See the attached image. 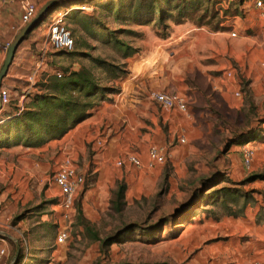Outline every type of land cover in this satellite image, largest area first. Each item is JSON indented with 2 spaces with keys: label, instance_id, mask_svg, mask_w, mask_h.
<instances>
[{
  "label": "rangeland",
  "instance_id": "1",
  "mask_svg": "<svg viewBox=\"0 0 264 264\" xmlns=\"http://www.w3.org/2000/svg\"><path fill=\"white\" fill-rule=\"evenodd\" d=\"M49 1L36 0L38 12ZM140 1L89 0L92 9L83 11L79 5L84 0H60L34 30L38 41L30 45L31 54L37 58L43 55L45 27L59 12L67 10L66 24L73 33L75 50L70 54L45 53L38 81L57 72L87 68L106 91L90 116L61 139L42 147L0 148V251L6 250V255L0 254V264H228L226 250L238 238L229 234L233 225L223 220L247 218L246 212L257 207L256 221L264 224V147L259 148L264 138L247 141L257 151L250 169L234 149L244 145L237 142L247 140L250 131L264 132V0L261 7L256 5L258 0L205 3L202 9L208 6L210 13L203 20V10L179 20L180 10L175 8L179 0L171 5L163 0L165 26L160 24L159 5L152 3L141 9ZM144 3L149 4V0ZM212 10L218 16L212 17ZM91 13L96 20L88 15ZM183 23H188L190 29L188 33L179 32L175 39L195 36L194 55L197 51L203 53L204 64L208 52L216 51V59L209 60V69L205 70L210 72L215 64L211 71L214 77L229 69L233 72L235 85L230 97L217 100L208 74L197 70L188 78V84L197 91V103L189 104V114H167L176 123L162 122V144L151 145L167 149L165 163L138 168L120 166L116 158L112 164H104L96 155L103 152L105 143L95 147L88 134L93 128L92 116L104 103L113 104L119 95L128 94L134 59L147 58L141 69H149L159 57L160 64L167 59L166 70L172 72L175 63L171 58L182 55L175 53L178 50L167 45V40ZM232 31H236V37L231 36ZM185 50L192 55L188 46ZM224 61L225 68L216 69ZM151 78L147 77L146 85L152 83ZM25 82L26 78H19L6 84L12 99L19 97L15 86L24 91L31 89L24 87ZM167 85L174 87L171 91L176 90V82L171 84L167 79ZM136 119L147 120L140 114ZM140 131L144 129H136L137 134ZM181 137L186 138L185 143L180 142ZM151 146H146L145 155L140 154L144 161ZM231 153H239L234 166ZM67 155L85 175L89 188L64 219L53 176ZM221 174L235 183L225 180L215 187L208 185L204 192L196 191L201 189V179ZM252 175L258 178L239 184ZM121 182L126 183L127 190L123 210L118 211L117 205L112 209V199H116ZM223 187L229 190L211 196L213 190ZM62 227L69 230L70 237L58 244L57 233ZM97 235L101 239L114 237L115 242L102 246ZM18 251L21 255L24 251L23 258L17 257Z\"/></svg>",
  "mask_w": 264,
  "mask_h": 264
},
{
  "label": "crops",
  "instance_id": "2",
  "mask_svg": "<svg viewBox=\"0 0 264 264\" xmlns=\"http://www.w3.org/2000/svg\"><path fill=\"white\" fill-rule=\"evenodd\" d=\"M21 14L22 12L18 0H0V40L13 42L22 28ZM189 29L190 25L188 23L180 24L175 27L172 36L167 40V45L176 48L178 51L175 53H181L180 55H182L180 57L176 55L171 58L175 64L170 74L166 70L167 59H163L161 62L162 64H160L159 60H161V57H159L149 69H141L144 63H146L147 58L144 59L141 57L140 59H134L130 66L132 67V73L128 77V80L132 81L131 89L129 92L126 91L128 94L124 92L122 96L119 95V98H117L113 104L104 103V105L97 109L95 115L92 116V121L89 120L93 128L88 134L91 139H94V146L98 148L105 143L103 152H98L96 155L104 164H112L116 158L119 161L129 154H135L139 157L140 154L145 155L144 150L147 145L151 146L153 143L162 144V141H160L161 138H163L161 123H166L167 121L171 125L172 123H176V121L171 117L169 118L167 114L175 115L178 111L160 107L150 98V93L152 91H166L183 95L186 97L188 103L194 106L198 101L196 95L197 91L188 84V78L194 75L198 70L199 72L202 71L208 74L211 83L214 84V89L216 91L215 95L219 97L216 98L217 100L230 97V89L234 87L235 83L232 81V77H227L226 72L231 70L224 71L220 77H214L211 74V71L215 69L213 68V66L215 67L213 63H211L213 65L210 67V72L205 70L209 69L206 64H209L212 61L211 59H216V51L210 50L208 52V61L204 64L203 53L197 51V55H194L195 45H197L195 36L193 37L191 34L193 38H187V35L186 39H184V36H186L184 35L179 39H175L179 32L184 33ZM35 33L34 31L29 38L20 44L9 67L8 73L3 79V86L6 87L7 83L19 78H26V81L29 82L28 78L36 70L38 60L41 58V56L36 58V56L31 54L32 45L30 44H34L38 41L34 36ZM223 34L224 33H220V35ZM223 38L225 39L224 35ZM212 44L213 43H211V45ZM183 45H186L185 47L188 46V50L192 52V55L189 56L186 53L187 50H185ZM215 48L216 47L212 45V49ZM183 51H185V53ZM6 55L7 52H0V70L4 64ZM151 60L154 61L153 59ZM226 62L227 61L220 63L219 66H216V69L225 68ZM216 63H218V61ZM22 70L23 72H28L27 75L22 73ZM148 76H152L150 80L152 83L149 86L146 85ZM167 79L171 84L173 82L177 83L175 91H171L172 89L170 88L174 87L167 85ZM148 88L152 90L149 89V91ZM124 107L127 111L126 115L124 114ZM137 114L143 115L147 120L136 119ZM139 128L144 129V132L142 133L140 131L139 134H137L136 129ZM136 146L138 152H135ZM263 147L264 140L259 143V148ZM234 149L240 152L243 159L242 146H237ZM238 155L239 153L229 154L233 162L232 166L237 163L238 160L236 159ZM146 160L147 159L143 161L146 162ZM128 165L129 163L125 166ZM257 211V207L250 208V210L246 212L247 218L240 217L234 219L232 217H227L223 220L226 225H233L230 227L229 234L232 235L234 239L238 238V241L226 250L230 260L228 264H253L255 261L264 262V224H260L256 221ZM243 237H246V239L243 240Z\"/></svg>",
  "mask_w": 264,
  "mask_h": 264
},
{
  "label": "trees",
  "instance_id": "3",
  "mask_svg": "<svg viewBox=\"0 0 264 264\" xmlns=\"http://www.w3.org/2000/svg\"><path fill=\"white\" fill-rule=\"evenodd\" d=\"M141 1L139 2V4H142L140 7L141 9L147 8V6H150V4L152 5V3L159 5L158 7L161 15L160 24L165 26L164 20L166 12L162 5L163 0H149V4L144 3L145 0ZM173 1L174 0H169L167 2L168 5H171ZM245 1L248 0H239L240 3ZM209 2L212 4H214V2L216 3L215 0H179L175 7L180 10L178 19H183L189 15L190 12L192 13L200 10H203L202 20L205 19L210 13V8L206 6L202 9V6ZM84 4H91V2H89V0H84ZM136 8V11H138L139 6ZM212 11V17L218 16L216 11ZM88 15L91 16L92 20H96V18L92 17L93 13ZM67 17L68 16H66V19ZM145 21H147V19H145ZM95 23L99 24L100 22ZM27 38L28 36L22 43ZM58 53L70 54L73 53V51H60ZM131 55H133V53H131ZM95 61L98 63L101 62L99 59ZM24 87H31L30 82L26 81ZM15 91L18 93L19 97L14 99L11 98L7 106L0 107V148H12L16 146H25L28 148L42 147L51 140L61 139L71 129L90 116V111L104 99L102 95H104L106 87L100 86L98 79L90 69L83 68L79 71H64L63 74L61 73V76L58 75V72L48 75L43 82L39 80L33 84L29 91H24L20 86H15ZM24 94L26 97L23 102H21L20 97ZM259 134L252 130L248 133L247 140L238 141L237 144H246L248 143L247 141L255 140L258 137L264 138V132ZM218 177V175H212L209 178L201 179V189L197 188L196 191L204 192V189L208 188V185L215 187L218 183L225 180L235 183V181L227 175L223 176L221 174L219 179ZM257 178L258 175H252L239 182V184L246 185L249 182L255 181ZM88 188L89 186L86 179L84 188L79 198L76 200L77 204L81 203ZM126 190V183L121 182L115 192L116 199H112V209L113 205H117L116 210H123ZM228 190V187L213 190L211 196L215 197L217 194ZM167 224L168 223L165 222L164 225L166 226ZM96 239L101 242L102 246H110L115 242L114 237L101 239L97 235ZM23 254L24 251L22 255L19 254V258L20 256L23 258Z\"/></svg>",
  "mask_w": 264,
  "mask_h": 264
},
{
  "label": "built area",
  "instance_id": "4",
  "mask_svg": "<svg viewBox=\"0 0 264 264\" xmlns=\"http://www.w3.org/2000/svg\"><path fill=\"white\" fill-rule=\"evenodd\" d=\"M21 8V23L22 25L29 24L38 13V6L36 0H18ZM258 7L263 6V2L258 0L256 2ZM79 9L83 11H89L92 7L89 4L79 5ZM68 11L59 12L57 16L47 24L45 27V41L43 45V55L39 58L36 70L28 78L31 88L33 84L38 81L37 76L39 75L41 69L45 64V53L48 51L54 52H72L75 49V40L72 34V31L68 28L66 24V16ZM264 16V11H262ZM232 37H236V31L231 32ZM12 42L0 40V52H8ZM58 75L61 76V73L58 72ZM227 77H232L233 72L227 71ZM238 95L240 93H237ZM26 95L20 97V101L23 102ZM150 98L155 101L160 107L168 110H176L183 114H189V103L185 96L169 93L166 91H152L150 93ZM0 101L2 107L7 106L10 101V90L2 86L0 90ZM181 143L186 142L185 137L180 138ZM243 162L247 169H250L253 165L256 149L251 145V142H248L242 146ZM167 149L164 146H151L148 150V156L146 162H144L138 155L129 154L125 159L118 161V165H126L127 163L138 167H147L153 168L159 164L165 163L167 159ZM86 182L85 175L78 171V168L74 162L72 156L67 155L62 162L59 164L57 170L53 176V183L59 190V206L63 211L64 219L69 217L70 211L74 208L76 199L78 195L84 188ZM70 237V232L66 227L59 229L57 233V243L62 244L66 242ZM0 254L6 255V250L2 249ZM253 264H264L263 261H255Z\"/></svg>",
  "mask_w": 264,
  "mask_h": 264
},
{
  "label": "water",
  "instance_id": "5",
  "mask_svg": "<svg viewBox=\"0 0 264 264\" xmlns=\"http://www.w3.org/2000/svg\"><path fill=\"white\" fill-rule=\"evenodd\" d=\"M60 1V0H51L49 2H47L37 13L36 17L29 23L27 24L20 32L19 34L15 37V39L13 40L4 64L0 70V90L3 86V79L5 78V76L8 73L9 67L14 59V56L20 46V44L22 43V41L28 36V34H30L35 28H37L47 17L49 9L51 10V7H54L56 5V3ZM0 107H2L1 101H0ZM19 255V251L17 254V257Z\"/></svg>",
  "mask_w": 264,
  "mask_h": 264
}]
</instances>
